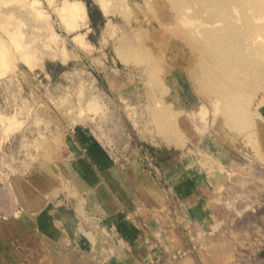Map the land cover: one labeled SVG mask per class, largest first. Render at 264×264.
<instances>
[{
    "label": "rangeland",
    "instance_id": "1",
    "mask_svg": "<svg viewBox=\"0 0 264 264\" xmlns=\"http://www.w3.org/2000/svg\"><path fill=\"white\" fill-rule=\"evenodd\" d=\"M241 1L204 26L187 0H0V264H264V0Z\"/></svg>",
    "mask_w": 264,
    "mask_h": 264
},
{
    "label": "bare ground",
    "instance_id": "2",
    "mask_svg": "<svg viewBox=\"0 0 264 264\" xmlns=\"http://www.w3.org/2000/svg\"><path fill=\"white\" fill-rule=\"evenodd\" d=\"M188 1V3H192V4H196V5H202V7H198V8H195V10H194V12L193 13H195L196 15H200V13L203 11V10H205L207 13H208V15H207V17H209V18H204L203 19V21H202V25H209V26H214L215 25V23H217L218 21L216 20V21H212L211 19H210V16H212V14H216V15H220V16H222L223 18H225L226 16L224 15V12L222 11V7L225 5V7H226V4H228V2H233V1H235V2H238L239 3V5H241V6H239V9H240V14L242 15L241 17H243V18H241L243 21H247V19H248V12H247V9H246V7H244V5L241 3L242 1L241 0H187ZM66 2V1H65ZM66 3H68V2H66ZM73 3H75V2H73ZM73 3H71V5H70V3L69 4H64L65 5V8L64 7H62V9L64 10V12H73V11H66V10H72V8L73 7H75L76 8V4L74 5V6H72V4ZM172 3H174V2H172ZM245 5L247 4L246 2H245V0H244V2H243ZM252 3H253V5L254 6H256L258 3H257V0H252ZM79 4V3H78ZM77 4V5H78ZM213 5V9L210 7V5ZM67 5H69V6H72V8L70 7V9H68L67 8ZM249 5V4H248ZM68 6V7H69ZM247 6V5H246ZM74 8V9H75ZM252 8V7H251ZM66 9V10H65ZM77 9V8H76ZM76 9H75V11H76ZM74 11V12H75ZM180 13H182V12H180ZM204 25V26H205ZM255 28V27H254ZM209 30H214V28H212V29H210L209 28ZM209 30H208V28L207 27H202V28H200L198 31H197V34L198 35H202V34H204V36H205V34H206V39H209V37H208V34H207V32H209ZM262 32H264V27L260 30V35L259 36H261V33ZM258 37V36H257ZM257 37L256 38H254V37H252L254 40L255 39H257ZM262 37H264V36H262ZM204 39H205V37H204ZM258 41H259V43L260 44H257L256 45V48L254 49V52L252 53L253 55H259V54H264V43H261L260 41V39L258 38L257 39ZM248 41V40H247ZM262 42H264V38H263V41ZM192 44H193V42H191ZM263 44V45H262ZM219 52V50L218 51H216L215 49H213V48H210V46L209 45H206V46H203V49H202V54L205 56V58H206V61L208 62V70L207 71H205V73H204V75L205 76H211L214 72H217L218 71V65H219V62H218V60L214 57V55L213 54H216L217 55V53ZM210 57H211V60H212V64H211V62H210ZM253 57H249V59H248V61L249 62H252L251 61V59H252ZM66 61V60H65ZM262 72V71H261ZM264 72V71H263ZM218 73V72H217ZM247 77H245V79H246ZM219 81H214V85L220 90V91H218V94L220 93V92H225V91H228L229 90V93H231L230 91H232L233 92V90H235L236 88H239V87H241L242 86V83L240 82V81H235V84H233V83H230V80H229V78L227 77V79H226V81H222V80H220V84L218 83ZM214 86V87H215ZM215 89L213 88V94H215V95H218L217 94V92H215L214 91ZM225 98H226V95L224 96ZM172 109V108H171ZM176 113V110H175V112L174 113H172L171 111L170 112H164V114L163 113H160V117H161V119L164 121V127L163 128H160L161 130H159L158 129V133L161 135V136H163V137H169L170 136V133H174V132H176V131H178V133L177 134H175L174 135V138L173 139H171V140H169V143H168V146H172V147H174V148H180L181 146H182V144L183 143H181V141H180V129L179 128H176V126H175V128L177 129V130H175L174 129V127L172 126V124L173 123H175L176 124V122H177V124L180 126V123H181V121L180 120H178L177 119V113ZM183 123V122H182ZM176 124V125H177ZM178 127V126H177ZM182 142H184V141H182ZM181 149V148H180ZM201 158V157H200ZM203 159H204V157H203ZM202 158H201V161L203 160ZM203 163V162H202ZM205 163V162H204ZM202 165H204V164H202Z\"/></svg>",
    "mask_w": 264,
    "mask_h": 264
},
{
    "label": "crops",
    "instance_id": "3",
    "mask_svg": "<svg viewBox=\"0 0 264 264\" xmlns=\"http://www.w3.org/2000/svg\"><path fill=\"white\" fill-rule=\"evenodd\" d=\"M129 98L131 99V102L133 101L132 106L135 108V111H136L135 115H138L141 120H144V122H147L146 103L141 102L138 96H131V97L129 96Z\"/></svg>",
    "mask_w": 264,
    "mask_h": 264
}]
</instances>
